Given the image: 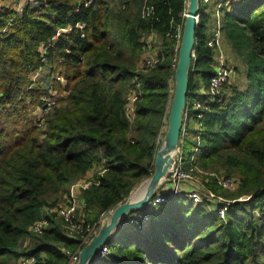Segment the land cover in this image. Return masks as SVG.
Here are the masks:
<instances>
[{
  "label": "trees",
  "instance_id": "16d2710c",
  "mask_svg": "<svg viewBox=\"0 0 264 264\" xmlns=\"http://www.w3.org/2000/svg\"><path fill=\"white\" fill-rule=\"evenodd\" d=\"M4 1L0 0V31L6 28L0 35V264L24 255L32 256L34 264H65L61 249L73 251L79 240L65 235L62 222L49 212L56 203L47 198L91 173L86 186L78 189L76 202L81 203L83 220L92 224L150 176L171 98L167 82L169 77L172 81L171 58L178 48L187 0H117L113 5L94 0L87 7L86 0H49L47 9L27 5L19 16ZM240 2L220 14L219 33L220 44L241 64L246 86L239 91L231 81L226 83L221 101L211 104L197 121L201 131L196 165L238 178L237 191L224 195L232 202L224 220L187 199L146 206L147 224L135 230L121 223L104 243V258L94 256L89 264H264V224L253 215L264 208V0ZM204 12L198 3L196 60L187 74V104L207 100L202 92L216 61V49L209 44L213 20ZM77 23L83 24L80 31ZM67 26L69 31L51 40L56 29ZM152 37L158 39L156 51L150 45ZM147 46L159 64L136 74L134 63ZM39 70H44L45 81H31ZM56 74L63 78V87L54 82ZM40 84L64 95L43 129L37 130L28 119V108H39V98L46 93ZM129 91L138 95L130 127L122 115ZM191 130L179 136L182 154ZM242 196L245 201H238ZM43 220L47 229L32 235L29 227Z\"/></svg>",
  "mask_w": 264,
  "mask_h": 264
},
{
  "label": "built area",
  "instance_id": "2783aa9c",
  "mask_svg": "<svg viewBox=\"0 0 264 264\" xmlns=\"http://www.w3.org/2000/svg\"><path fill=\"white\" fill-rule=\"evenodd\" d=\"M94 0H86L83 2V7H87L89 3ZM122 2H126L129 0H121ZM210 0H199L201 5L207 3ZM4 5L6 8L13 11L15 16H19L22 12L23 7L29 5L34 7H39L43 10L47 9L49 6V0H5ZM230 7V0H217L213 10V30H212V39L210 41V45H212L216 49V61L213 66V72L209 76L207 80L206 91L202 92V94L207 95V100H192L189 104L185 101V106L182 113L181 119V128L179 132V136L182 137L185 135V131L189 128L191 124V128L196 132L194 138L197 143L196 147L193 148V154L189 156L187 160H184L182 157V152L179 148H176L174 158L171 162L168 176L166 178L165 183L161 186L160 190L164 191L161 194H155L150 200L147 202L145 206L155 207L159 204H165L170 199H187L192 204H202L206 207V209L215 217L220 220H224L225 211L231 201H228L226 198L216 195L214 191L210 188L213 187L218 191H223L227 193L235 192L238 188V180H235L232 177H225L216 175L214 172H206L201 169L195 163V151L199 143V133L201 131V126L197 123L198 120L201 119L202 113L207 112L209 110V106L213 103H219L222 98V89L223 86L230 82L234 69L233 66L225 62V57L220 48V39H219V20L220 14L222 13V9ZM77 9H75L76 11ZM13 19L8 21V25L11 23ZM83 24L77 23L75 28L79 31L82 29ZM70 30V26L56 29L54 35L51 40L56 39L60 34L66 33ZM6 28L1 29L0 35L4 34ZM83 34L80 33V37ZM42 50V49H41ZM177 49H173V54L171 58V67L173 68L176 62ZM196 60L194 50L191 53V61L194 62ZM138 65L134 68V73L146 72L153 70L159 64L158 57L155 56L153 51L150 49V46L146 47L145 52L140 56L138 60ZM52 78H54V82H57L61 87L64 86L65 82L63 78L56 74ZM171 81V77H169L168 82ZM168 93H172V89H169V84H167ZM136 88V87H135ZM64 93L61 91L60 93H56L54 89H47L46 93L43 94L39 98V108L37 114L34 117L33 126L37 130H42L44 121L46 117L53 111L54 108L57 107L59 98L63 97ZM138 102V95L134 91L126 92L124 95V104L122 107V115L129 127L133 123L135 116V108ZM188 112H193L194 117L189 116ZM130 132V131H129ZM130 133H128V136ZM179 139V138H178ZM178 144V143H177ZM169 184L168 187H164L165 184ZM87 184V183H86ZM185 184L188 186L187 191H183L181 189V185ZM86 185L77 186L78 188L75 190V196L78 193L79 188H84ZM76 187V186H73ZM164 187V188H162ZM72 193V195H74ZM76 197L71 198L68 197L62 207L54 206L50 209L49 212L53 213L57 219L62 222L64 226L65 235L69 238L78 239L79 245L75 250L69 251L67 249H61L62 254L67 258V262L65 264H73L77 260V254L79 250L90 240L92 236L96 234V231L99 225L104 221L105 217L111 212L102 214L97 222L95 223H87L83 220L81 214V203L80 201L76 202ZM240 201V199L238 200ZM77 203V204H76ZM77 205V209H80L77 215L75 211V207ZM145 206L143 208H145ZM142 209L135 210L130 212L125 218L124 222L126 225L134 228L135 230H141L148 222V216L146 212ZM258 215L264 224V208ZM48 223L43 221H38L32 224L29 227V232L32 235L39 236L41 235L45 229H47ZM107 253L106 246L103 244L97 250L95 257L98 259L104 258ZM34 258L29 255L21 256L17 259V264H34Z\"/></svg>",
  "mask_w": 264,
  "mask_h": 264
},
{
  "label": "water",
  "instance_id": "95a60500",
  "mask_svg": "<svg viewBox=\"0 0 264 264\" xmlns=\"http://www.w3.org/2000/svg\"><path fill=\"white\" fill-rule=\"evenodd\" d=\"M198 3L199 0L186 1L172 75L173 89L165 120L166 128L154 151L153 171L147 179L143 180L146 181L144 191L140 198L136 200H131L129 194L122 203L111 210L107 219L99 225L96 234L79 250L77 260L73 264H89L99 247L110 238L118 226L124 222L127 215L132 211L142 209L166 179L177 148L182 113L186 101L187 74L192 63L191 53L194 50V30L197 25Z\"/></svg>",
  "mask_w": 264,
  "mask_h": 264
},
{
  "label": "rangeland",
  "instance_id": "374dc122",
  "mask_svg": "<svg viewBox=\"0 0 264 264\" xmlns=\"http://www.w3.org/2000/svg\"><path fill=\"white\" fill-rule=\"evenodd\" d=\"M110 5H113V4H115L116 3V1L117 0H106ZM214 6H215V4H214ZM214 6H213V9H214ZM202 8L205 10L206 9V5L205 4H203L202 5ZM222 11L224 12V9H222ZM208 15L209 16H212L213 15V10H211L210 12L208 11ZM157 44H158V39L156 38V37H152V39H151V41H150V45H151V47H152V50H154V51H156V48H157ZM222 51V50H221ZM224 53V52H223ZM225 55L227 56V62L229 63V64H231L232 66H234L236 69H235V73L233 74V79H231V84L237 89V90H242L243 88H245V86H246V80H245V72H244V70H243V68H242V66H241V64L238 62V61H236L235 59H233L231 56H229V54L227 53V52H225ZM138 60H139V58L135 61V63H134V67H136L137 65H138ZM147 72V71H146ZM40 73H41V76L42 77H40V78H37V80H42V82H44L45 80H44V70H41L40 71ZM39 73V74H40ZM38 77H39V75H38ZM194 81L195 82H199V78H198V76H194ZM167 84H169V89H173V81H170V82H167ZM46 84H40L39 86L40 87H42V88H44V87H46L45 86ZM47 88V87H46ZM47 90V89H46ZM45 90V91H46ZM57 91H56V93L58 94V93H60L61 94V92L59 91L60 89H56ZM200 91V90H199ZM172 93H170V95H171ZM59 100H60V98H59ZM58 100V101H59ZM28 111H29V116H28V119H30V121H31V124L33 125V121H34V117H33V112H34V107H32V106H29V108H28ZM33 119V120H32ZM165 128H166V121H165V124L162 126V128L160 129L161 130V133H160V135H158L157 136V141H159L160 142V140H161V138H162V136H163V133H164V131H165ZM189 128H191V124L189 125ZM191 132L192 133H189L186 137H185V141H184V147H183V155H184V159L186 160L188 157H189V155L192 153V150H193V148L197 145V143H196V141H195V138H194V136H195V134H196V132L194 131V130H191ZM132 134V133H131ZM38 139H42L41 138V136H39L38 137ZM158 146V145H157ZM174 158V157H173ZM172 162H173V160H172ZM204 170V169H203ZM206 172H214L216 175H219V176H224L223 175V173L222 172H220V170L219 171H209V170H205ZM91 175L92 174H89L88 176H85V177H82L81 179H78L77 181H75L71 186H69L67 189H65L64 191H63V193H61V194H59V195H55V196H49L48 198H47V202L48 203H56V207H62L63 206V203H64V201L68 198V197H71V198H73L74 199V197H75V194L74 195H72V187L73 186H83V185H86V183H88L89 181H90V179H91ZM168 176V175H167ZM167 176H166V178H167ZM230 177H232V178H234L235 180H238V178H237V175H232V176H230ZM165 181H166V179H165ZM165 181L162 183V185L165 183ZM144 181H142L138 186H136V188L135 189H133L131 192H130V194H132V193H134L137 189H139L140 187H141V185H143L144 183H143ZM169 186V184H165L164 185V187H168ZM214 190V189H213ZM237 191V190H236ZM235 191V192H236ZM235 192H232V193H227V192H223V191H218V190H214V193L216 194V195H219V196H221V197H224V195H228V194H233V193H235ZM156 194V193H155ZM154 194V195H155ZM133 195V194H132ZM76 196H77V194H76ZM153 197V196H152ZM240 199V201H245V197H240L239 198ZM77 204V203H76ZM75 204V205H76ZM80 211V209H77V205H76V207H75V211ZM76 211V215H77V212ZM260 212H258V211H255V212H253V215L254 216H258V215H260L259 214ZM107 217H108V215L105 217V219H104V221L107 219ZM57 219V218H56ZM103 221V222H104ZM123 223V222H122ZM120 227V226H119ZM126 231H131V229L130 228H126ZM28 242V241H27ZM27 245V244H26Z\"/></svg>",
  "mask_w": 264,
  "mask_h": 264
},
{
  "label": "crops",
  "instance_id": "0c3cea01",
  "mask_svg": "<svg viewBox=\"0 0 264 264\" xmlns=\"http://www.w3.org/2000/svg\"><path fill=\"white\" fill-rule=\"evenodd\" d=\"M216 1L217 0H210L208 3H207V5H206V9L204 10L205 12V14H207L208 15V11L210 12L211 10H214L213 9V6H214V4L216 3ZM240 0H230V7H228V8H224V12H226V13H229L230 11H232V10H234V8H236V7H239V5H240ZM223 12V11H222ZM183 16H184V14H183ZM210 20L212 21H214V17H213V15L212 16H210ZM219 39H220V42H221V39L222 38H220V33H219ZM220 48H221V50H222V53H223V55H224V57H225V60L226 61H228L227 60V56L225 55V52H227L228 54H229V56H232L230 53H229V48L226 46V45H224L223 43H221L220 44ZM228 63V62H227ZM229 64V63H228ZM231 65V64H230ZM232 66V65H231ZM40 71L41 70H39V71H37L36 73H34L32 76H31V78H30V80L31 81H37V78H40V77H42L41 76V73H40ZM40 73V74H39ZM38 75H39V77H38ZM233 79V78H232ZM58 86L59 87H61V85H59L58 84ZM45 88V90L46 89H49V88H46V87H44ZM37 111H38V107H36L35 109H34V112H33V115L35 116L36 114H37ZM89 174H91V173H87L85 176H88ZM84 176V177H85ZM162 186V185H161ZM161 186L159 187V189L155 192L156 194H161L162 192H164V191H161L160 190V188H161ZM78 187H72V193L74 192L75 193V190L77 189ZM162 188H164V187H162ZM181 189L183 190V191H187L188 190V186L187 185H185V184H182L181 185ZM73 193V194H74ZM76 197V196H75ZM76 200H77V197L75 198ZM170 200H172V199H170ZM169 200V201H170ZM160 205V204H159ZM146 207V206H145ZM144 209V208H143ZM121 225V224H120ZM119 225V226H120ZM118 226V227H119ZM8 264H17V260L16 261H12V262H10V263H8Z\"/></svg>",
  "mask_w": 264,
  "mask_h": 264
},
{
  "label": "bare ground",
  "instance_id": "6f19581e",
  "mask_svg": "<svg viewBox=\"0 0 264 264\" xmlns=\"http://www.w3.org/2000/svg\"><path fill=\"white\" fill-rule=\"evenodd\" d=\"M145 182V183H144ZM143 185H141V187L139 189H137L134 193L130 194L131 195V200H136L138 198H140L142 192L144 191L145 185H146V181H144Z\"/></svg>",
  "mask_w": 264,
  "mask_h": 264
}]
</instances>
